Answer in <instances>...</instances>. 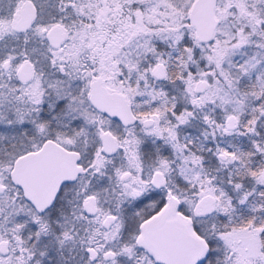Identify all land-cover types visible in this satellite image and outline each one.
I'll return each instance as SVG.
<instances>
[{
	"label": "snow or ice",
	"instance_id": "obj_1",
	"mask_svg": "<svg viewBox=\"0 0 264 264\" xmlns=\"http://www.w3.org/2000/svg\"><path fill=\"white\" fill-rule=\"evenodd\" d=\"M0 264H264V0H0Z\"/></svg>",
	"mask_w": 264,
	"mask_h": 264
}]
</instances>
